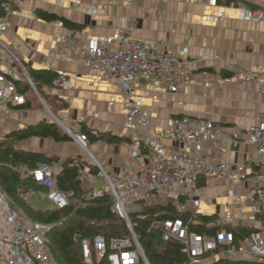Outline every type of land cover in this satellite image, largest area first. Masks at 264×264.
Wrapping results in <instances>:
<instances>
[{
	"label": "crops",
	"instance_id": "obj_1",
	"mask_svg": "<svg viewBox=\"0 0 264 264\" xmlns=\"http://www.w3.org/2000/svg\"><path fill=\"white\" fill-rule=\"evenodd\" d=\"M12 4L15 8H11ZM10 5L5 6V16L0 15V20L9 25L0 32V70H11L17 59L26 71L66 74L73 89L44 88L54 103L53 111L60 125L49 119L46 109L45 115L35 109L36 105L29 102L31 97L25 106L10 105L7 110H0V141L12 132L46 121L59 126L60 134H67L70 141L36 137L21 141L18 146L61 161L81 159V148L74 136L83 134L82 129L86 128L92 135L103 133L118 139L88 140L87 152L97 162L96 167L108 176L128 175L135 162L124 127L125 115L121 104L113 109L109 105L112 97L121 94V89L87 69L81 50L91 39L123 29L125 19L131 16L135 19L137 38L163 42L172 51L188 50L181 67L174 68L166 84L141 82L135 88V96L153 118L151 136L173 148L176 143L165 135L173 117H205L224 127L231 136L221 140L218 148L206 143L201 155L213 154L219 161L248 167L259 160L254 147L237 141L233 135L241 124H254L264 114V98L257 85L249 87L239 80L223 83L222 79L241 72L264 74V22H245L240 15L241 8L264 11V0H140L131 7L125 3L109 6L99 1L95 16L78 12L67 0H10ZM39 11L58 19H43ZM204 17L215 18L217 22L204 21ZM62 19L71 25L66 26ZM3 47L9 52H3ZM168 85L177 86V92L171 93ZM64 127L72 134L65 132ZM58 170L56 165L53 171ZM202 192L210 199L202 207L205 214L220 216L227 208L225 196L244 193L245 187L229 188L223 179ZM50 204L49 209H55ZM234 211L237 214L239 209Z\"/></svg>",
	"mask_w": 264,
	"mask_h": 264
},
{
	"label": "built area",
	"instance_id": "obj_2",
	"mask_svg": "<svg viewBox=\"0 0 264 264\" xmlns=\"http://www.w3.org/2000/svg\"><path fill=\"white\" fill-rule=\"evenodd\" d=\"M67 1L78 12L95 16L99 12V1L109 6L125 3L131 7L140 0ZM240 15L245 22H264V11L261 9L241 8ZM203 20L217 22V19L210 17ZM125 21L123 29L109 36L93 38L81 50L87 69L96 71L102 81L114 82L121 89V94L112 97L109 105L111 109L117 104L122 105L124 127L135 162L134 169L128 175L108 176L100 167L97 175L81 172L83 186L93 185L98 179L106 181L104 191L113 199L112 210L126 222L130 231V237L112 240L109 248L105 239L97 236L93 242L97 261L106 258L109 264H149L130 220L131 213L141 210L140 202L143 201L145 206L172 205L177 214L188 216L187 219L181 216L166 219L155 225L161 231L163 241L181 244L183 254L191 263L248 261L264 264V160H260L264 158V114L254 124H241L233 135L237 141L254 147L259 160L249 167L219 161L213 154L201 155L206 143L218 148L221 140L231 136L224 127L205 117H173L165 135L176 145L167 147L160 139L151 136L153 118L135 96V88L141 82L158 86L166 84L174 68L181 67L188 50L172 51L163 42L139 39L134 34L135 19L128 16ZM8 26L5 20H0V32ZM3 52L9 51L3 47ZM14 62L16 66L11 70H0V110L3 111L10 105L26 103L19 85L27 82L37 92L26 69L17 59ZM235 80L249 87L257 85L259 94L264 98V74L257 76L251 72H241L223 78L222 82ZM53 86L73 89L69 77L64 73L57 75ZM168 88L171 93L178 90L175 85H168ZM72 102L70 99L69 103ZM48 111L60 125L55 114ZM65 131L72 134L66 128ZM74 139L87 150L85 134L74 136ZM32 178L45 190L46 199L55 208L64 209L70 205L71 194L63 193L58 188L52 167L47 164L38 166L33 170ZM223 179L228 182L229 188L245 187L244 193L225 196L228 199L227 208L217 216L222 225L247 230L248 234H240L242 237L227 229L213 234L194 230L199 225L196 217L207 216L202 207L210 199L202 189ZM139 194L154 197V200L136 199ZM25 197L28 199L31 194ZM234 208L239 209L237 214ZM50 228L48 224L29 219L0 187V264H53L46 244V234ZM82 256L85 263H91L92 252L88 241L82 243Z\"/></svg>",
	"mask_w": 264,
	"mask_h": 264
},
{
	"label": "trees",
	"instance_id": "obj_3",
	"mask_svg": "<svg viewBox=\"0 0 264 264\" xmlns=\"http://www.w3.org/2000/svg\"><path fill=\"white\" fill-rule=\"evenodd\" d=\"M0 15H3L0 9ZM38 15L46 20L55 21L57 16L44 11H39ZM66 26L71 22L62 19ZM36 90L45 92V86H53L57 74L48 70H27ZM42 90V91H41ZM19 91L26 97V103L36 102V95L27 82L19 85ZM29 96V97H28ZM45 103L50 98L45 94ZM51 101V100H50ZM54 106V103L51 101ZM83 134L88 140H109L118 139L99 133L98 136L83 128ZM52 138L57 142L70 141L66 135H61L55 123L42 121L36 125L27 126L19 131L7 135L0 141V187L23 213L32 221L45 223L51 226L46 234V244L49 245L48 237L52 239L50 244L51 259L55 264H87L82 256V243L88 241L91 245L92 259L89 264H109L107 259L97 261L94 252L93 242L97 236H102L109 248L112 240L130 237V231L126 222L112 210L113 199L106 194L88 197L82 184L81 172L88 169L93 175H97L99 169L94 165H87L85 161L78 158H67L61 161L57 157H45L43 154L28 152L21 149L18 144L29 138ZM41 164H47L52 168L59 165V170L54 172L58 182V188L63 193H70L71 203L64 209H35L27 201L24 191L39 187L32 178V172ZM25 168V169H24ZM24 169L25 171H23ZM30 170V171H29ZM40 188V187H39ZM141 210L130 214V220L139 244L143 249L149 264H193L182 252V246L176 241L165 242L162 239L161 231L155 227L156 222L166 219L180 217L172 205L168 207L145 206L140 202ZM187 219V215L181 216ZM199 222L196 230L199 233H215L222 229L233 231L237 237L240 234H248L245 229L222 225L218 222L217 216H198ZM217 264H256L243 261H220Z\"/></svg>",
	"mask_w": 264,
	"mask_h": 264
},
{
	"label": "rangeland",
	"instance_id": "obj_4",
	"mask_svg": "<svg viewBox=\"0 0 264 264\" xmlns=\"http://www.w3.org/2000/svg\"><path fill=\"white\" fill-rule=\"evenodd\" d=\"M5 6H8V7L11 6L10 5V0H0V9L2 10V13H3L2 16H5V11H6L5 10ZM14 6L15 5L12 4L11 8H15ZM0 55H1V52H0ZM7 56L9 58V55H7ZM30 89H32V88L30 87ZM32 91L36 95L37 99L39 100L38 103L36 102L35 109H37V110L39 109L41 112L44 111V115H45V109H46V111L48 113V106L46 105V103L44 101V99L46 98L45 92H41L42 93V95H41L39 91L36 92L34 89H32ZM47 102L52 106V108H54L53 104L51 103V101L49 99H47ZM49 109L54 113V111L50 107H49ZM48 117H49V119L51 121L55 122V119L53 118V116L50 113H49ZM57 127H58L59 130H61V128L59 126H57ZM80 148H81V152H82V155H83L82 158H81V160L85 161V163L87 165L90 164V165L96 166L95 165V161L89 155V153L87 152V150L84 149V148H82V147H80ZM24 169H22V170L25 171ZM84 188L86 190H89V192L87 193L88 197L96 196L98 194L102 195L101 192L103 194H107L106 191H104V189L106 188V181H104V180H99L98 179L95 182V184H93V185L92 184L91 185H84ZM24 194L25 195H27V194H31L32 195L33 194L32 197H31V199L30 198L27 199V201L30 202V204H31V206L33 208H35V209H41V210H46V209L52 208V205L50 204V202L46 198H44L42 196L44 194V191L41 188L37 187V188L30 189V190H27L26 189V191H24ZM137 198H145V199H148L149 201H153L154 200L153 199L154 197L145 196L143 194L137 195L136 196V199ZM148 206H159V205L158 204H152V205H148ZM159 207H161V206H159ZM155 227H156V225H155ZM48 241L50 242L49 245H48V250L50 252L51 251L50 244L52 242V239L48 237ZM53 264H55V263L53 262Z\"/></svg>",
	"mask_w": 264,
	"mask_h": 264
},
{
	"label": "water",
	"instance_id": "obj_5",
	"mask_svg": "<svg viewBox=\"0 0 264 264\" xmlns=\"http://www.w3.org/2000/svg\"><path fill=\"white\" fill-rule=\"evenodd\" d=\"M97 163V162H96Z\"/></svg>",
	"mask_w": 264,
	"mask_h": 264
}]
</instances>
